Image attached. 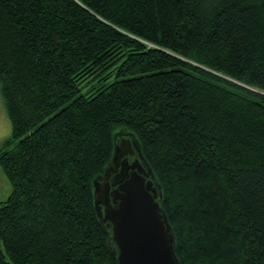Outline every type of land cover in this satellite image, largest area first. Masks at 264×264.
Returning a JSON list of instances; mask_svg holds the SVG:
<instances>
[{"label": "trees", "instance_id": "1", "mask_svg": "<svg viewBox=\"0 0 264 264\" xmlns=\"http://www.w3.org/2000/svg\"><path fill=\"white\" fill-rule=\"evenodd\" d=\"M0 264H115L92 181L129 131L179 264H264V0H0Z\"/></svg>", "mask_w": 264, "mask_h": 264}, {"label": "water", "instance_id": "2", "mask_svg": "<svg viewBox=\"0 0 264 264\" xmlns=\"http://www.w3.org/2000/svg\"><path fill=\"white\" fill-rule=\"evenodd\" d=\"M92 186L115 264H179L161 186L131 132L114 135L111 157Z\"/></svg>", "mask_w": 264, "mask_h": 264}, {"label": "rangeland", "instance_id": "3", "mask_svg": "<svg viewBox=\"0 0 264 264\" xmlns=\"http://www.w3.org/2000/svg\"><path fill=\"white\" fill-rule=\"evenodd\" d=\"M129 131L119 132L121 134ZM11 133V125L7 116L0 89V148L4 145ZM11 184L0 167V202L4 201L11 192Z\"/></svg>", "mask_w": 264, "mask_h": 264}, {"label": "flooded vegetation", "instance_id": "4", "mask_svg": "<svg viewBox=\"0 0 264 264\" xmlns=\"http://www.w3.org/2000/svg\"><path fill=\"white\" fill-rule=\"evenodd\" d=\"M135 156H136V155H135ZM133 158H134L133 156H131V157H130V156H126V159H128V160H130V161H132ZM135 158H136V157H135Z\"/></svg>", "mask_w": 264, "mask_h": 264}, {"label": "bare ground", "instance_id": "5", "mask_svg": "<svg viewBox=\"0 0 264 264\" xmlns=\"http://www.w3.org/2000/svg\"><path fill=\"white\" fill-rule=\"evenodd\" d=\"M118 134H121V133H118Z\"/></svg>", "mask_w": 264, "mask_h": 264}]
</instances>
